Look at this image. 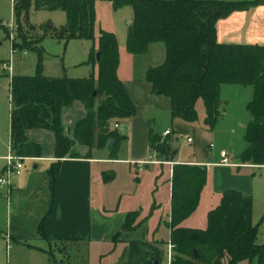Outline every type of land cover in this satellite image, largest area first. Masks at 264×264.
Segmentation results:
<instances>
[{
    "label": "trees",
    "instance_id": "obj_1",
    "mask_svg": "<svg viewBox=\"0 0 264 264\" xmlns=\"http://www.w3.org/2000/svg\"><path fill=\"white\" fill-rule=\"evenodd\" d=\"M132 10L128 26L126 52L132 57L146 55L152 44H162L164 60L148 68L143 79L151 85L155 96L170 100L171 119L184 123L197 121L195 104L201 100L205 117L203 126L213 130L221 116L220 88L223 85L251 87L252 98L246 105L251 116L243 136L246 148L236 158L239 164L264 165V45L221 44L216 40V22L234 12H249L264 6V0L235 2L203 0H115ZM28 0L14 7L19 14ZM34 9L62 11L66 23L59 38L89 40L94 38L95 10L93 0H34ZM17 20V19H16ZM17 20V26L19 27ZM99 53L98 60L95 54ZM119 64L117 41L112 33L99 31L97 49L89 51L85 65H96L93 75L84 79L47 78L40 71L32 77L10 78L9 148L15 156L39 158L38 144L25 137L27 130H45L55 138V158L67 157L75 145L89 149H105L112 140L109 158L116 160L120 143L125 140L113 125L135 115V106L117 76ZM96 90V95L92 92ZM74 101L85 109L83 119L75 122L72 138L64 132L61 111ZM148 147L160 161L172 162L175 156L167 135L161 138L148 133ZM204 166L176 164L171 170L169 242L173 245V264H264V243L257 244V226L252 224V199L236 190L221 193L218 204L206 215L204 229H187L180 223L197 209L200 193L206 182ZM49 188L54 183L53 167L47 170ZM112 176L103 174V183ZM139 212L125 216L119 232L135 230ZM128 243V264H135L137 246ZM193 251L197 257L193 256ZM143 264L162 262V255L153 252Z\"/></svg>",
    "mask_w": 264,
    "mask_h": 264
},
{
    "label": "crops",
    "instance_id": "obj_2",
    "mask_svg": "<svg viewBox=\"0 0 264 264\" xmlns=\"http://www.w3.org/2000/svg\"><path fill=\"white\" fill-rule=\"evenodd\" d=\"M215 29L216 40L221 44L264 45V6H258L249 12H234L218 20ZM127 55L125 67L123 64L121 66L119 61L117 76L135 106V115L118 123L121 126L119 132L126 139L118 147L117 159L111 160L106 149H89L87 146L75 144L67 157L58 161L54 156L55 138L53 134L45 130H27L25 137L30 142L39 145L41 154L39 158L25 159L34 163L31 170L24 168L18 176L12 175L10 178V194L6 203L8 223L4 234L6 249L9 243H15L31 253L28 255L33 261L40 260L38 255H42L49 262L53 261V253L60 251L63 246L66 249L70 247L74 252L83 253L86 257L88 246L92 243L108 245L113 252L120 251L121 256L128 243L132 242L150 243L155 247L161 243L166 251L167 244L170 243L168 222L171 170L176 164L204 166L206 172L211 167L220 170L221 185L218 187L209 177L208 172L206 173V182L200 193L197 207L198 209L200 203L204 201L203 214H207L218 204L220 195L225 190H236L246 196H251L252 180L239 172L245 169L264 168V165L256 166L237 162L236 158L247 146L245 142L241 151L234 155V161H231L230 153L226 148H221L218 153H215L214 157L217 160L215 162H205L198 154L194 159L187 161H182L178 157H175L172 162L156 159L148 147V133L150 131L165 138L163 134L169 129H156L152 122H154V117L161 113L170 117L171 103L166 97L153 95L151 85L143 79L145 71L151 67L143 66L138 71L137 61L144 56L132 57L128 53ZM163 60L164 57L161 63ZM86 66L90 67L86 73L88 75L74 79H84L91 75L96 79V65ZM247 103H244L243 111L246 110ZM224 107L226 104L221 103V115H225ZM241 115L237 128L243 139L251 116L244 112ZM84 116L85 109L79 101H74L69 107L62 109L61 123L69 138H72L75 122L83 119ZM172 123L178 129L193 131L191 126L183 124L180 120L175 119ZM230 123L237 124L236 118L232 117ZM233 130L230 129L229 132L233 133ZM193 143L194 140L191 139L188 144L193 146ZM122 145L125 147L124 151L120 149ZM198 145L200 146L199 142ZM199 146L195 147L196 153ZM221 151L226 152L227 160L233 166L220 165L219 153ZM121 155H125L126 158L120 159ZM148 158L160 163L147 164L142 167L141 171H137L133 163L145 161ZM51 167L54 173L52 190L49 188L47 175V170ZM164 169H166L167 179L161 185L159 181ZM233 169L235 172H232ZM132 171L136 176V181L131 187L132 191L125 198L118 195V203L113 210L105 209L102 205L103 189L113 186L121 175L130 176ZM103 174L112 176L111 181L103 183ZM145 174L150 176L147 177L148 189L144 192L140 191V186L145 179ZM2 191L5 195L6 189ZM122 203L126 205V209H121ZM162 206L167 210L164 218L159 215ZM136 211L139 212L136 223L142 222V224L133 231L120 233L118 241L113 242L112 238L119 232L125 216ZM196 211L179 226L187 229H204L205 217H196ZM161 223L165 230L160 229ZM161 234L165 237L161 238ZM120 260L121 258L119 262ZM221 264H226V261L222 260ZM238 264L248 263L241 261Z\"/></svg>",
    "mask_w": 264,
    "mask_h": 264
},
{
    "label": "rangeland",
    "instance_id": "obj_3",
    "mask_svg": "<svg viewBox=\"0 0 264 264\" xmlns=\"http://www.w3.org/2000/svg\"><path fill=\"white\" fill-rule=\"evenodd\" d=\"M93 1L95 10L93 40L65 41L59 38V31L66 23L64 12L45 9L35 10L34 0H28L27 9L16 14L14 7L20 0H0V157H4L9 153L8 131L9 114L11 111L9 84L11 77H32L37 71H40L44 77L54 79L86 77L88 75L86 73L90 70V67L84 65V63L88 60L90 49L92 47L95 50L97 49L100 30L112 33L115 36L118 56L120 57L119 61L121 66L123 64L125 67V58L128 56L125 44L128 26L131 25V23L128 25V21L132 17V10L127 5L116 6L115 0ZM206 1L235 2L246 0ZM16 19L20 23L19 27L17 26ZM149 48L148 53L137 61L138 71L143 66L154 67L159 65L164 57L162 44L156 43ZM6 87L7 90L5 89ZM251 98V87L238 85L221 86L220 102L226 104V107H224L225 115L220 116L211 131H205L206 129L203 126L205 112L201 100H198L195 104L197 121L191 124L183 122V124L191 126L193 131L174 127L172 123L174 120L171 117H167L165 113L154 117V122L152 123H154L156 129L168 128L171 132L172 148L176 152L174 158L178 157L182 161H187L194 159L198 154L201 155V159L205 162H215L217 161L214 157L215 153H218L221 148H226L230 153L231 161H234V155H237L244 145L242 134L237 128L238 122L241 121V114L243 112L248 114L247 110L244 109L243 111V105L250 101ZM232 117L236 118L237 124L230 123ZM230 129H234L233 133L229 132ZM185 136H189L194 140L193 146H190L186 142ZM210 145L212 148H209ZM197 146H199V150L196 153L195 147ZM124 148L123 145L122 147L120 146V149L123 151ZM119 157L120 159L126 158L125 155ZM33 164L29 160H24L22 171L24 168L31 170ZM101 167L104 168L102 165ZM125 168H127V165H125ZM153 168L151 169L153 170ZM105 172L108 173V171ZM207 172L209 177L214 180L216 187L220 186L222 175L220 170L211 167L208 168ZM232 172H235L234 169ZM239 174H244L252 180V224L257 226L256 243L260 245L264 243V168L245 169L241 170ZM149 176V174H145L140 191L145 192L148 189L147 177ZM135 177V172L133 171L130 176L121 175L113 186L103 189L102 205L105 209L113 210L118 203V195L125 198L132 191L131 187L136 181ZM166 179L167 174L166 169H164L159 181L160 184L162 185ZM203 202L200 203L195 216L205 217L206 227L207 214H203V208L205 207ZM6 203L7 199L5 198L4 191H0V264H86V262L87 264H128L129 254L126 249L127 247H125L121 256L120 251L113 252L111 247L101 243L89 245L86 257L83 253L74 252L70 247L66 249L63 246L60 251L53 253V261L51 260L50 262L42 255H38L40 256V260L33 261L28 255L31 253L15 243H9L6 249L4 242V234L7 231L8 223ZM121 207L122 210L126 209V205L123 203ZM166 211V208L162 206L159 215L164 218L167 213ZM162 225L163 223H161L160 229L165 230V227H162ZM164 237L165 235L161 234V238ZM143 244L145 245L137 246L138 252L134 257L135 264H143L144 260L147 261L149 256H152V253L156 251L162 255V260L164 259L165 246L161 243H158L159 246L157 247L152 246L150 243ZM252 264L255 263L252 262Z\"/></svg>",
    "mask_w": 264,
    "mask_h": 264
},
{
    "label": "built area",
    "instance_id": "obj_4",
    "mask_svg": "<svg viewBox=\"0 0 264 264\" xmlns=\"http://www.w3.org/2000/svg\"><path fill=\"white\" fill-rule=\"evenodd\" d=\"M13 52V51H12ZM114 129L121 130V126L119 124H114L113 125ZM169 131L164 132V136L169 135ZM185 140L187 143L191 142V138L185 136ZM209 148H212L210 145ZM219 156L221 158L220 165H225V166H233L230 164L227 160V154L224 151H221L219 153ZM26 158H22L19 156H15L10 152L9 148V153L0 158V161L2 162V165H0V191L6 189L5 197L8 200L9 199V189H10V178L12 175L18 176L22 169H23V161ZM160 162H157L151 158H148L145 161H139V162H134L133 165H135L137 171H141L142 167L147 165V164H159ZM173 245L168 243L164 255V259L162 260L161 264H173Z\"/></svg>",
    "mask_w": 264,
    "mask_h": 264
},
{
    "label": "water",
    "instance_id": "obj_5",
    "mask_svg": "<svg viewBox=\"0 0 264 264\" xmlns=\"http://www.w3.org/2000/svg\"><path fill=\"white\" fill-rule=\"evenodd\" d=\"M130 23H131V19L128 21V25H129ZM98 57H99V53L97 52V53L95 54V60H96V61L98 60ZM5 89L7 90V87H6ZM95 95H96V90H94V91L92 92V96H95ZM113 143H114V142H113L112 140H110V141L107 143L105 149H106V151H107L108 153H110ZM174 153H175V152H174ZM193 256H194V257H197V253H196L195 251H193ZM152 264H159V261L154 260Z\"/></svg>",
    "mask_w": 264,
    "mask_h": 264
}]
</instances>
